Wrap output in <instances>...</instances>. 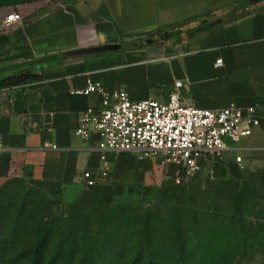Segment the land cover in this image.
<instances>
[{
  "label": "crops",
  "instance_id": "obj_1",
  "mask_svg": "<svg viewBox=\"0 0 264 264\" xmlns=\"http://www.w3.org/2000/svg\"><path fill=\"white\" fill-rule=\"evenodd\" d=\"M48 8L28 4L19 13L22 60L0 55L41 78L0 90V186L20 182L73 200L87 188L85 172L105 181L102 157L109 177L127 163L128 153L101 152L75 135L89 108L108 107L97 95L71 94L88 79L135 102L166 103L178 93L204 110L255 108L260 126L226 155L248 164L264 154V0H72Z\"/></svg>",
  "mask_w": 264,
  "mask_h": 264
},
{
  "label": "trees",
  "instance_id": "obj_2",
  "mask_svg": "<svg viewBox=\"0 0 264 264\" xmlns=\"http://www.w3.org/2000/svg\"><path fill=\"white\" fill-rule=\"evenodd\" d=\"M28 67L0 61V90L41 80ZM21 206L23 213L6 216L2 227L17 233L33 219L34 240L22 256L27 264H238L264 252V173L214 183L202 194H174L163 207L66 213L56 228H44L39 203L25 198Z\"/></svg>",
  "mask_w": 264,
  "mask_h": 264
},
{
  "label": "rangeland",
  "instance_id": "obj_3",
  "mask_svg": "<svg viewBox=\"0 0 264 264\" xmlns=\"http://www.w3.org/2000/svg\"><path fill=\"white\" fill-rule=\"evenodd\" d=\"M65 1L72 0H6L9 4L0 7V55L10 56L9 58L15 61L22 60L20 56H24L21 53L24 46L21 27L5 25L8 15L22 12L28 4L43 2L49 6L46 11H50ZM240 156L243 158L242 155L236 154L210 157L199 175L187 177L177 166L165 163L162 156L143 159L138 154L134 156L128 153L129 159L122 168L95 188H81L73 200L60 196L50 198L44 194H37L36 191H31L36 192L31 195L27 187L20 182L6 183L0 186V264H27L22 256L27 254L34 240L33 219L27 221L30 223L29 227L17 233L7 226L4 230L2 227L6 216L7 220H14L23 213L21 202L25 198L40 204L39 216L44 219V228L62 227L66 222V213L69 218L71 214L74 216L76 213L87 215L84 212L86 210L94 213L97 209L100 210L101 206L114 209L124 207L131 211L163 207L170 204L174 194L178 195L181 192L202 194L214 183L228 180L243 181L249 175L264 173V154L255 155L248 164L243 158L241 166L236 164ZM171 166H175V171L170 169ZM32 209L33 207L29 208ZM13 238L19 240L17 244ZM238 264H264V252H255Z\"/></svg>",
  "mask_w": 264,
  "mask_h": 264
},
{
  "label": "built area",
  "instance_id": "obj_4",
  "mask_svg": "<svg viewBox=\"0 0 264 264\" xmlns=\"http://www.w3.org/2000/svg\"><path fill=\"white\" fill-rule=\"evenodd\" d=\"M23 22L19 13L5 19L8 27ZM223 65V60L217 66ZM181 83H177V88ZM72 95L99 96L106 108H89L82 116L76 137L84 143L96 142L101 152L135 153L143 159L162 156L183 175L196 177L210 157H221L234 146L252 137L261 121L255 108L242 110L232 105L220 110H204L185 105L178 93L168 102L133 101L125 90L110 93L100 83L87 80L86 88ZM112 103V105H110ZM2 144L0 141V150ZM102 178H109L110 166L102 157ZM241 166L243 158H237ZM87 188H95L92 172L84 173Z\"/></svg>",
  "mask_w": 264,
  "mask_h": 264
},
{
  "label": "water",
  "instance_id": "obj_5",
  "mask_svg": "<svg viewBox=\"0 0 264 264\" xmlns=\"http://www.w3.org/2000/svg\"><path fill=\"white\" fill-rule=\"evenodd\" d=\"M88 53V52H87Z\"/></svg>",
  "mask_w": 264,
  "mask_h": 264
}]
</instances>
